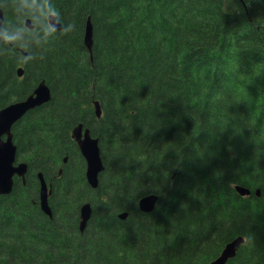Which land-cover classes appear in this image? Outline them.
<instances>
[{"label": "trees", "instance_id": "16d2710c", "mask_svg": "<svg viewBox=\"0 0 264 264\" xmlns=\"http://www.w3.org/2000/svg\"><path fill=\"white\" fill-rule=\"evenodd\" d=\"M0 9V109L42 81L52 90L13 128L29 172L0 197V264H210L237 237L245 243L228 264H264V0H0ZM80 123L100 140L96 190L71 139ZM39 172L53 183L51 219ZM151 195L157 208L144 214Z\"/></svg>", "mask_w": 264, "mask_h": 264}, {"label": "water", "instance_id": "95a60500", "mask_svg": "<svg viewBox=\"0 0 264 264\" xmlns=\"http://www.w3.org/2000/svg\"><path fill=\"white\" fill-rule=\"evenodd\" d=\"M49 25L55 31H61L62 26L56 15H50L48 18ZM4 23V13L0 9V32ZM27 25L30 20L26 21ZM84 45L88 53H92L93 48V27L90 19L87 20L85 26ZM51 100L50 90L46 83L41 82L35 89L33 94L24 102L12 104L0 111V197L10 196L13 191L14 177H19L24 180L27 173V165L20 164L15 166L17 148L13 143L12 127L18 122L28 111L42 106ZM95 115L99 119L102 116V109L98 102L94 103ZM83 126L79 125L74 131L72 138L78 144L80 153L86 162V180L88 185L96 190L99 185V175L104 171L103 161L100 155L99 140L93 139L90 136V131L86 130L83 133ZM6 137V140H3ZM67 161V159L65 160ZM40 182V207L42 212L52 218V210L49 206L48 199L51 195V189L46 184L42 174L39 175ZM238 195L242 198L251 196V191L237 186L235 188ZM257 198L261 197L260 190L255 192ZM159 198L155 195L146 196L139 202V209L144 214L153 212L156 208ZM92 206L86 204L81 208L80 230L83 233L87 224L92 217ZM128 214L124 213L119 216L121 220H126ZM242 237L236 238L228 243L220 256L211 264H227L234 259L239 248L244 244Z\"/></svg>", "mask_w": 264, "mask_h": 264}, {"label": "flooded vegetation", "instance_id": "af4514ba", "mask_svg": "<svg viewBox=\"0 0 264 264\" xmlns=\"http://www.w3.org/2000/svg\"><path fill=\"white\" fill-rule=\"evenodd\" d=\"M29 18H27V19H24V21H23V24H24V26L27 28V30L29 31V32H33L34 30H35V26H34V24L32 23V20L30 21V24L29 25H27V23H26V21L28 20ZM4 23H5V16H4ZM4 23H3V27H2V30H1V32H0V41L2 40V32H3V28H4ZM55 31V30H54ZM56 32H60V31H56ZM6 43H8L10 46H13L11 43H9L8 41H6ZM16 46V49H15V52L17 53V54H20L21 56H23V57H25V58H28V54H27V52L26 51H24V49H22L19 45H15ZM30 59V58H29ZM15 66H16V76L18 77V79H23L24 78V75H25V72H26V69H25V66H24V64L23 63H21V62H15ZM43 82V81H42ZM41 83V82H40ZM39 83V84H40ZM46 83V85H47V87H48V84H47V82H45ZM38 84V85H39ZM38 85L36 86V88L38 87ZM35 88V89H36ZM49 88V87H48ZM35 89L33 90V92L35 91ZM49 90H50V94H51V100H52V90L49 88ZM33 92L29 95V96H27L25 99H23V100H20V101H16V102H13V103H11V104H9L8 106H10V105H12V104H16V103H20V102H24L28 97H30L32 94H33ZM51 100L49 101V102H47V103H45V104H43L42 106H40V107H37V108H35V109H38V108H41V107H43V106H45V105H47V104H49L50 102H51ZM94 103H95V101H93V111H94V115H95V108H94ZM8 106H6V107H8ZM5 107V108H6ZM5 108H2V109H0V111L1 110H3V109H5ZM35 109H32V110H30V111H28L18 122H16L15 124H14V126L16 125V124H18L29 112H31V111H33V110H35ZM102 115H103V110H102ZM95 117H96V115H95ZM102 118V117H101ZM101 118H99V119H101ZM96 119H98V118H96ZM98 119V120H99ZM79 125H82L83 126V133H85V131L86 130H89L90 131V136L93 138V139H99V138H97V137H94L93 135H92V133H91V130L88 128V127H86V124H83V123H80ZM78 125V126H79ZM14 126L12 127V130H11V132H12V135H13V143H14V145L16 146V148H17V145H16V143H15V141H14V133H13V128H14ZM78 126H76L73 130H72V132H71V139H72V141L75 143V145H76V147H77V149H78V151H79V153H80V150H79V147H78V144L76 143V141L72 138V135H73V131L78 127ZM3 140H6V137H3ZM99 148H100V140H99ZM100 153H101V151H100ZM81 155V154H80ZM18 148H17V152H16V161H15V166H18V165H20V164H25V165H27V173H26V175H25V178H24V180L22 179V178H19V177H14V179L15 178H19L20 180H22V182H23V184L24 185H26V176H27V174H28V164L26 163V162H23V161H18ZM83 158V157H82ZM67 159V161H65ZM68 161H69V158L68 157H65V159H64V164H67L68 163ZM85 161V160H84ZM85 164H86V162H85ZM40 174H42V176H43V178H44V180H45V182H46V184L48 185V187H50V189H51V195H50V197L52 196V193H53V183L52 182H47V180H46V178H45V176H44V174L42 173V172H39L38 174H37V178H38V181H39V175ZM62 174V169L60 170V172H59V177H60V175ZM85 177H86V173H85ZM86 182H87V180H86ZM88 184V183H87ZM39 186H40V182H39ZM89 186V185H88ZM90 187V186H89ZM91 188V187H90ZM92 189V188H91ZM13 190H14V186H13ZM92 190H94V189H92ZM12 193H13V191H12ZM50 197H49V199H50ZM39 198H40V189H39ZM49 199H48V202H49ZM50 206V205H49ZM228 244V243H227ZM226 244V245H227ZM225 245V246H226ZM225 248V247H224ZM240 249V248H239ZM224 250V249H223ZM222 250V251H223ZM239 251V250H238ZM222 253V252H221ZM237 255V254H236ZM220 256V255H219ZM218 256V257H219ZM217 257V258H218ZM236 257V256H235ZM216 258V259H217ZM215 259V260H216ZM233 260V259H232ZM231 261V260H230ZM229 261V262H230ZM228 262V263H229ZM227 263V264H228Z\"/></svg>", "mask_w": 264, "mask_h": 264}, {"label": "rangeland", "instance_id": "374dc122", "mask_svg": "<svg viewBox=\"0 0 264 264\" xmlns=\"http://www.w3.org/2000/svg\"><path fill=\"white\" fill-rule=\"evenodd\" d=\"M119 183H120V182H119ZM111 190L114 191V192L116 193V197H117L118 193L120 192V191L117 189V187H116V186H112ZM138 223H139V221H138Z\"/></svg>", "mask_w": 264, "mask_h": 264}, {"label": "clouds", "instance_id": "9594fccd", "mask_svg": "<svg viewBox=\"0 0 264 264\" xmlns=\"http://www.w3.org/2000/svg\"><path fill=\"white\" fill-rule=\"evenodd\" d=\"M12 38H13L12 36L9 37L10 40H11Z\"/></svg>", "mask_w": 264, "mask_h": 264}, {"label": "bare ground", "instance_id": "6f19581e", "mask_svg": "<svg viewBox=\"0 0 264 264\" xmlns=\"http://www.w3.org/2000/svg\"><path fill=\"white\" fill-rule=\"evenodd\" d=\"M97 118V117H96Z\"/></svg>", "mask_w": 264, "mask_h": 264}]
</instances>
